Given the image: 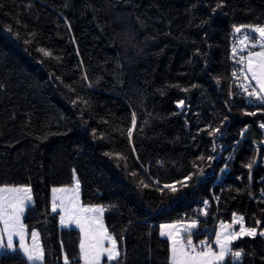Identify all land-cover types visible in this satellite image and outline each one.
<instances>
[{
    "label": "trees",
    "instance_id": "16d2710c",
    "mask_svg": "<svg viewBox=\"0 0 264 264\" xmlns=\"http://www.w3.org/2000/svg\"><path fill=\"white\" fill-rule=\"evenodd\" d=\"M263 24L264 0H0V184L32 186L35 264L81 263L80 229L51 206L74 173L104 205L114 264H172L161 222L196 219L212 241L235 212L258 232L219 264H264V102L233 53L236 29ZM0 264L31 263L17 249Z\"/></svg>",
    "mask_w": 264,
    "mask_h": 264
},
{
    "label": "rangeland",
    "instance_id": "374dc122",
    "mask_svg": "<svg viewBox=\"0 0 264 264\" xmlns=\"http://www.w3.org/2000/svg\"><path fill=\"white\" fill-rule=\"evenodd\" d=\"M257 28H264L263 25H251L248 27H240L239 33H235L236 39L233 42V53L238 56L243 64V70L246 76L242 77L243 88L247 91V96H251L257 100L264 98V55H257L258 53H264V37L258 31ZM260 44V45H258ZM244 50V51H243ZM251 61V63H250ZM249 68L252 70L249 71ZM241 71L239 72V75ZM256 74L259 79H253V74ZM251 83L248 81V79ZM256 89V90H255ZM77 183L79 188L77 190ZM28 188L30 189L31 201H25L23 206V211L19 215V219L15 224V227L6 226L3 219H0V242L7 244L8 235H12L13 247H18L20 249V244L23 243L27 252L22 249L20 251L27 257L28 255H41L40 260L29 261L31 264L41 262L45 256V250L41 238V232L38 228L30 229L24 223V213L27 207L34 201V192L32 186L29 184H0V188ZM54 189H62L63 191H53ZM4 195H9L5 193ZM23 195V192H21ZM55 207V211L60 212V224L64 227H77L81 231V243L84 244L83 259L87 263H92L93 260H88L87 258H92L94 245L98 248V252L103 254V258L107 257L106 262L102 261V264H114L113 262L118 258L120 254L119 240L116 235L111 232L107 226L105 215H104V205L102 204H91L85 203L82 200L81 192V182L77 175L74 173V180L68 184L54 185L51 190V206ZM90 209V211L84 212L82 209ZM99 210V211H98ZM9 215L12 214V209H8ZM7 218V217H6ZM195 224V227L192 225ZM102 225V227H101ZM163 226V227H162ZM198 227V221L196 219H182L177 221H164L160 224V233L166 236L170 240V258L173 257V248L177 249V254L182 256L180 252L183 248L184 252H187L189 256H196L197 254H202L199 258L204 256L215 257L216 255H221L223 248L222 245H227L228 253H236L233 249V241L239 236L248 235L250 231H255L257 233L258 229L254 226L247 225L244 216L241 213H234L233 219L231 221L220 220L217 223L216 231L214 234V240L211 242L212 251L211 252H197L196 254H191L190 251L198 246L195 242V231ZM23 232L24 239L21 242L20 232ZM32 233H36L35 238H33ZM94 237V238H93ZM104 237H110L106 239ZM192 241L189 246L187 241ZM206 242H209V237L203 238ZM115 240V245L113 244ZM200 240V239H199ZM219 240V243L217 241ZM95 241V243H94ZM6 250L0 249V253ZM109 252L115 257L114 259L109 258ZM226 253L225 256L228 254ZM118 255V256H117ZM87 256V257H86ZM117 256V257H116ZM234 261H239V257L234 256ZM173 264V260L171 259ZM194 262H192L193 264Z\"/></svg>",
    "mask_w": 264,
    "mask_h": 264
},
{
    "label": "snow or ice",
    "instance_id": "6c2138e0",
    "mask_svg": "<svg viewBox=\"0 0 264 264\" xmlns=\"http://www.w3.org/2000/svg\"><path fill=\"white\" fill-rule=\"evenodd\" d=\"M237 31H239V29H236ZM255 31H258L262 37H264V28H257L255 29ZM257 55H264V53H258ZM251 63V61H250ZM252 69L249 68V71H251ZM253 79H259V77L256 76V74H253ZM182 103V102H181ZM255 113H253L254 115ZM262 128H264V124L261 125ZM209 159H211V157H209ZM249 167H251V165H249ZM79 188V184L77 183V190ZM164 188H168L171 191H176L175 187L172 185H165ZM53 191H63L62 189H54ZM21 192H23V195H21ZM5 193H8L9 195H4ZM30 189L28 188H24V189H20V188H7V187H3L0 188V219L4 220V223L6 226H10L12 228L15 227L16 222L19 219V215L20 213L23 211V206L25 205V201L30 202L31 201V196H30ZM55 205L53 206V210L55 211ZM11 208L12 209V214L9 215L8 213V209ZM82 211L87 212L90 211V209H82ZM99 211V210H98ZM7 217V218H6ZM102 227V225H101ZM163 227V226H162ZM192 227H195V224L192 225ZM249 235H255V231H250L248 233ZM264 234V233H262ZM20 235V240L21 242L24 239V235L23 232L21 231L19 233ZM163 235V233H162ZM33 238H35L36 233H32ZM106 239H110V237H104ZM113 244L115 245V240L112 241ZM188 245L190 246L192 244V241L189 239L187 241ZM201 243L203 244L204 242L201 241ZM217 243H219V240L217 241ZM8 249V250H12V251H16L17 249L13 248V239H12V235L9 234L8 235V239H7V244H3L2 242H0V249ZM222 248L224 251H222L220 259L223 260L224 259V255L226 253H228V248L227 245H222ZM20 249H22L24 252H27V248H25V246L23 245V243L20 244ZM81 249H84V244L83 242L81 243ZM173 264H192V262H195L199 259V257L202 254H197L196 256H189V254L187 252L183 251V248H181L180 252L182 253L181 255L177 254V249L174 247L173 248ZM231 254V253H228ZM235 257H239L241 255L240 252H236L233 254ZM42 257L41 255H28L26 257V259L28 261H36V260H40ZM109 258L110 259H114L115 257L112 255L111 252H109ZM65 260L67 261V257H65Z\"/></svg>",
    "mask_w": 264,
    "mask_h": 264
},
{
    "label": "built area",
    "instance_id": "2783aa9c",
    "mask_svg": "<svg viewBox=\"0 0 264 264\" xmlns=\"http://www.w3.org/2000/svg\"><path fill=\"white\" fill-rule=\"evenodd\" d=\"M238 29H239V31H241L240 28H238ZM241 33H242V31H241ZM262 124H264V123L259 122L260 127ZM262 130L264 131V128H262ZM244 131H246V128H244ZM240 139L241 138H238L235 140V142L233 143L234 148H236ZM254 147L257 149H260L261 147L264 148V137L261 139H255ZM225 156L227 158L234 157L233 152L232 153H226ZM261 163L264 165V153H263L262 158H261ZM226 172H227V168H226V166H224L223 169L221 170V172L218 174V176L216 178V182H220L221 178L226 175ZM260 180H261V178H260ZM262 192L264 194L263 189H262ZM219 198H220V194L218 192L212 191L211 197H206L203 200L204 211L209 212L214 206L218 205L219 204ZM215 213H216V211L213 214H215ZM261 233H264V230ZM262 235L264 236V234H262ZM201 241H203L204 243L202 244ZM13 248L17 249L15 246ZM211 249H212V247H211V244L209 242H206L204 239H200V240H198V246L196 248L192 249V252L194 253L197 251H211ZM5 251L9 252V253L15 252V251L8 250V249H6Z\"/></svg>",
    "mask_w": 264,
    "mask_h": 264
},
{
    "label": "crops",
    "instance_id": "0c3cea01",
    "mask_svg": "<svg viewBox=\"0 0 264 264\" xmlns=\"http://www.w3.org/2000/svg\"><path fill=\"white\" fill-rule=\"evenodd\" d=\"M258 45H260V44H258ZM244 51V50H243ZM247 78V77H246ZM248 79V78H247ZM248 81L251 83V81L248 79ZM252 84V86H254V84L253 83H251ZM256 90V89H255ZM257 94H258V96H260V100L261 101H263L264 102V98H261V95H259V93L257 92ZM258 232V231H257ZM94 238V237H93ZM203 239V238H202ZM214 240V239H213ZM213 240L211 241H209V243L211 244V242H213ZM197 241H198V239H196L195 238V242L197 243ZM94 243H95V241H94ZM94 247V249H93V254H92V258H87L88 260H93L92 261V263H87L86 261H84V259H83V257H84V255H83V251L81 250V263L80 264H102V261L103 262H106L107 260H108V258L107 257H104L103 258V254H101V253H99L98 252V248L94 245L93 246ZM18 250H20L18 247H16ZM211 251H212V249H211ZM211 251H197V252H206V253H208V252H211ZM197 252H192V250L190 251V253L191 254H196ZM236 252H239V251H236ZM120 255V254H119ZM228 255V254H227ZM227 255L225 256V258L223 259V260H221L220 259V256L221 255H216L215 257H209V256H204L203 258H199L197 261H195L193 264H219V263H222L225 259H226V257H227ZM118 256V255H117ZM116 256V257H117ZM87 257V256H86ZM233 258H234V256H233ZM232 258V260L234 261V259ZM172 259V258H171ZM117 260V259H116ZM241 261V255H240V260L239 261H234V262H240Z\"/></svg>",
    "mask_w": 264,
    "mask_h": 264
}]
</instances>
